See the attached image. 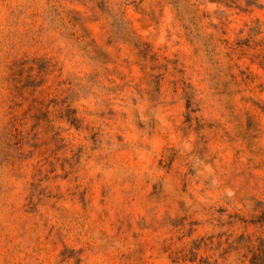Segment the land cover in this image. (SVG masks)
<instances>
[{"label":"rangeland","instance_id":"374dc122","mask_svg":"<svg viewBox=\"0 0 264 264\" xmlns=\"http://www.w3.org/2000/svg\"><path fill=\"white\" fill-rule=\"evenodd\" d=\"M0 264H264V0H0Z\"/></svg>","mask_w":264,"mask_h":264},{"label":"trees","instance_id":"16d2710c","mask_svg":"<svg viewBox=\"0 0 264 264\" xmlns=\"http://www.w3.org/2000/svg\"><path fill=\"white\" fill-rule=\"evenodd\" d=\"M259 256L258 255H256V259L258 258Z\"/></svg>","mask_w":264,"mask_h":264}]
</instances>
